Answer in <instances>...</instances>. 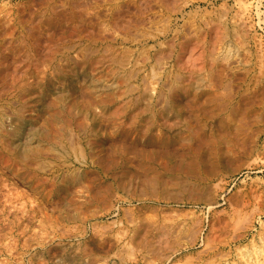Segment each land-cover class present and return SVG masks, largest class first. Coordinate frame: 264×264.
Returning <instances> with one entry per match:
<instances>
[{
    "label": "rangeland",
    "instance_id": "rangeland-1",
    "mask_svg": "<svg viewBox=\"0 0 264 264\" xmlns=\"http://www.w3.org/2000/svg\"><path fill=\"white\" fill-rule=\"evenodd\" d=\"M0 127V264H264V0H0Z\"/></svg>",
    "mask_w": 264,
    "mask_h": 264
},
{
    "label": "bare ground",
    "instance_id": "bare-ground-1",
    "mask_svg": "<svg viewBox=\"0 0 264 264\" xmlns=\"http://www.w3.org/2000/svg\"><path fill=\"white\" fill-rule=\"evenodd\" d=\"M106 35H104V37H105ZM114 49V48H113ZM61 55V54H60ZM106 55V54H105ZM105 55H103L102 56V58L99 60V63L101 64V66L100 67H102L103 66V63L105 62ZM63 56V55H62ZM65 56V55H64ZM97 59V58H96ZM95 59V56H93L92 57V59H91V61H94V60H96ZM114 60V59H113ZM110 62V61H109ZM107 63V62H106ZM128 63V62H127ZM67 65V64H66ZM56 69V68H55ZM137 70H135L134 72H133V75H134V77H139V74H138V72H136ZM101 72L102 73H104L103 72V70H101ZM132 75V76H133ZM43 85V83H40L39 84V87H41ZM44 85H46V86H48V87H51L52 88V85H51V83L49 82V83H47V82H45L44 83ZM63 85V84H62ZM189 86L191 87V89L192 90H195V91H198V92H196L195 93V97H202L203 95L201 94V90H199V89H202V86H201V84H200V82H191L190 81V84H189ZM34 86H33V84H25L24 85V93H21V96L23 97V98H25L26 96H30L31 95V93L33 92V90H34ZM94 96V95H93ZM98 96V95H97ZM96 96V97H97ZM194 97V99H195V102L197 101V99ZM94 98V97H93ZM56 99H58L59 101L60 100H62L63 98H61L60 97V95L59 96H57V98ZM99 99H100V97H99ZM31 100V99H30ZM101 100V99H100ZM23 101V100H22ZM22 101H21V103H22ZM97 101H98V99H97ZM194 101V100H193ZM25 102H26V100H25ZM100 102V101H99ZM20 103V104H21ZM23 103H24V101H23ZM100 103H102V102H100ZM19 104V103H18ZM30 105V104H29ZM32 105V104H31ZM29 106L30 108L32 107V106ZM28 106V105H27ZM19 107V106H18ZM17 107V108H18ZM20 108V110H17V113H15V111H14V114H13V118H15L16 117V119H17V124H15L16 126H17V128H21V130H18L19 131V135H21V137H23V136H25L26 135V141L27 142H31V141H38V142H41V144H40V147H42L41 149H43L45 152L44 153H42L41 152V150H39V149H36V152L34 151V152H30L29 154H28V151L27 152H20V151H18L16 148H14V150H15V153L16 154H18V156L19 157H21L22 158V161H23V159L25 158V161H27V162H30V163H36L37 161H39V158L42 156V155H47L48 156V153H49V151H50V148H53V146H57V143L59 144V145H66L67 143H70L71 145H73V144H79V141H80V135H79V131L82 129V127H83V133H82V135L84 134L85 136H88V134L92 131V127L91 126H88L87 124H85L84 122L89 118V119H91L92 121H97L96 119H98V120H101V119H103L104 117H106L105 116V113L103 112V113H95V112H79V113H76V114H73V115H71L70 113H68V115L70 116V117H74L73 118V123H72V125H68V128H70V129H66V127H65V129H63V128H61V127H57V126H55L54 127V124L53 123H45V130H44V132H39V130H33V127H32V125L31 124H33V123H29V125H31L30 126V129H27L26 127H27V125H28V121L24 118V116L22 115L23 113H22V110L24 109V108H26V104H21V106L19 107ZM25 110V109H24ZM19 111V112H18ZM171 112V111H170ZM63 114H65V113H63ZM108 118V117H107ZM181 116L179 115V114H177V113H175L174 111L172 112V114L170 115V117H169V119L168 120H173V121H176L177 120V124L178 123H180V121H181ZM60 119V118H59ZM66 119L68 120V118L66 117ZM104 119H106V118H104ZM153 119L155 120V121H159V119H158V117L157 116H154L153 117ZM14 120V119H13ZM70 120V119H69ZM82 120V122H81V124L79 123V121H81ZM163 120V119H162ZM157 121V122H158ZM165 121H167V120H165ZM164 121V122H165ZM37 122V121H36ZM35 122V123H36ZM163 122V123H164ZM100 123V122H99ZM102 123V122H101ZM105 123H108L107 122V120H106V122ZM105 123H103L104 125H105ZM161 124L162 126H164V124ZM74 124V125H73ZM98 124V123H97ZM100 125V127H102L101 125L102 124H99ZM103 125V126H104ZM161 125H160V127H161ZM2 126V125H1ZM106 126H107V124H106ZM105 126V127H106ZM79 127V128H78ZM99 127V126H98ZM105 127H103V128H105ZM173 127V126H172ZM0 128H2V127H0ZM102 128V129H103ZM3 129V128H2ZM15 129L16 128H12V131L11 130H6L5 131V135H8V136H13L14 134H13V131H15ZM56 129L58 130V132L56 133ZM75 129H77V131H75ZM56 133V137H57V142L55 141V142H52L49 146H50V148H49V146L47 145V143H49V142H47L48 140H53V139H55L56 140V137H55V135H53V134H55ZM18 135V136H19ZM5 137V136H4ZM66 140V143L64 142ZM68 141V142H67ZM42 143H44V145H42ZM11 144V146H12V143H10ZM44 146H48V148H44ZM5 147V146H4ZM63 148V147H62ZM71 149V148H70ZM78 151L79 150H77V148H73V154L75 155V157H73V158H75V159H77V160H79V154H78ZM42 160H43V158H42ZM41 160V161H42ZM21 161V162H22ZM24 161V162H25ZM37 163H39V162H37ZM37 166H38V170L42 167V164L41 163H39V164H37ZM36 166V167H37ZM41 170V169H40Z\"/></svg>",
    "mask_w": 264,
    "mask_h": 264
}]
</instances>
